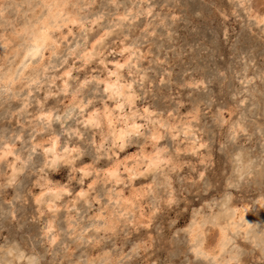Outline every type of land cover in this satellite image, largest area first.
<instances>
[{
    "label": "rangeland",
    "instance_id": "1",
    "mask_svg": "<svg viewBox=\"0 0 264 264\" xmlns=\"http://www.w3.org/2000/svg\"><path fill=\"white\" fill-rule=\"evenodd\" d=\"M263 16L0 0V264H264Z\"/></svg>",
    "mask_w": 264,
    "mask_h": 264
},
{
    "label": "bare ground",
    "instance_id": "2",
    "mask_svg": "<svg viewBox=\"0 0 264 264\" xmlns=\"http://www.w3.org/2000/svg\"><path fill=\"white\" fill-rule=\"evenodd\" d=\"M58 1V0H57ZM49 2V1H48ZM47 2V3H48ZM60 2V1H59ZM55 3V2H54ZM50 4H52V3H50ZM56 4V3H55ZM42 5V4H41ZM45 5V4H44ZM54 6V5H53ZM32 8V7H31ZM49 8V7H48ZM56 9V8H55ZM56 11V10H55ZM58 12V11H57ZM52 14H53V11L51 12ZM63 13V12H62ZM47 14V13H46ZM43 15V14H42ZM125 15V14H124ZM123 15V16H124ZM128 15V14H127ZM43 17V16H42ZM59 17V16H58ZM120 17V16H119ZM124 17H127V16H124ZM131 17V16H130ZM264 17V16H263ZM121 18H123V17H121ZM127 19H128V17H127ZM262 19V18H261ZM31 20H32V18H31ZM39 20V19H38ZM44 21V20H43ZM46 21V20H45ZM40 22V21H39ZM42 22V21H41ZM45 24V23H44ZM34 25V24H33ZM40 25H41V23H40ZM43 25V24H42ZM41 25V26H42ZM37 26H39L38 24H37ZM24 27V26H23ZM47 27H48V25H47ZM27 28V27H26ZM35 28V27H34ZM40 28V27H39ZM38 28V29H39ZM25 29V28H24ZM28 29V28H27ZM36 29V28H35ZM46 29H48V28H44L42 31H40V29H39V32H40V34H38V36L36 37V36H34V37H36V39H34V44H35V47H33V49L32 50H30L29 52L32 54V56H34V54H36V53H38V51H39V48L42 46V44H44L45 42H46V40H48V38H47V35H48V31L46 32ZM81 29V28H80ZM52 30V29H51ZM24 31V30H23ZM29 31V30H28ZM36 31V30H35ZM53 31V30H52ZM51 31V32H52ZM26 32V31H25ZM33 33H35V32H33ZM36 33H37V31H36ZM35 33V34H36ZM29 35V34H28ZM50 36V35H49ZM27 37V36H26ZM27 40V39H26ZM101 40V39H100ZM33 41V40H32ZM49 41H50V38H49ZM48 41V42H49ZM51 42V41H50ZM25 45V44H24ZM85 45V44H84ZM44 46V45H43ZM44 48V47H43ZM72 48H74V47H72ZM30 49V48H29ZM22 50V49H21ZM87 50V49H86ZM127 50V49H126ZM82 51V50H81ZM138 51V50H137ZM91 51L89 50V53H90ZM70 53V52H69ZM42 54V53H41ZM82 54V53H81ZM137 54H138V52H137ZM25 55H26V53H25ZM70 55H72V54H70ZM89 55V54H88ZM131 55V54H130ZM134 55V54H133ZM139 57V56H138ZM138 57H136V58H138ZM86 58V57H85ZM129 58V57H128ZM131 59V58H130ZM40 60V59H39ZM128 60V59H127ZM118 63V62H117ZM116 63V66L115 67H119V65ZM104 64V63H103ZM21 65V64H20ZM20 65H19V67H20ZM118 65V66H117ZM28 66V65H27ZM30 66V65H29ZM126 66V65H125ZM26 67V66H25ZM134 67V66H133ZM22 68V67H21ZM114 69V68H113ZM112 72V71H111ZM111 72H109V73H111ZM114 72V71H113ZM108 73V74H109ZM120 74V73H119ZM5 75V74H4ZM13 75V74H12ZM12 75H11V77H12ZM22 75V74H21ZM66 75H69V73H66ZM110 75V74H109ZM114 75H116V74H114ZM122 75V74H121ZM108 76V75H107ZM8 77V76H7ZM10 77V76H9ZM17 77V76H16ZM65 77V76H64ZM3 79V78H2ZM3 81V80H2ZM106 81V80H105ZM13 82V81H12ZM99 83H100V81H98ZM62 83H63V81H62ZM103 83H106L105 84V90H108V91H113V90H115L116 89V82H113V83H109V82H104L103 81ZM102 83V84H103ZM32 84V83H31ZM84 84V83H83ZM128 84H130V83H128ZM119 85V84H118ZM124 85H126V83L124 84ZM119 87V86H118ZM117 87V88H118ZM7 89V88H6ZM129 89V88H128ZM5 90V89H4ZM144 90V89H143ZM110 94V93H109ZM118 94V96H120V95H124V93H117ZM130 94V93H129ZM112 97V96H111ZM118 99V98H117ZM118 103V102H117ZM86 104V103H85ZM84 104V105H85ZM78 106V105H77ZM115 106V105H114ZM113 106V107H114ZM130 106V105H129ZM133 107V106H132ZM107 108V107H106ZM80 109V108H79ZM104 110H105V107L103 108ZM116 109V108H115ZM118 109V108H117ZM111 110V109H110ZM129 110H131V108L129 109ZM107 111V110H106ZM118 111V110H117ZM120 111V110H119ZM142 111H143V109H142ZM108 112V111H107ZM44 113V112H43ZM71 113V112H70ZM88 113H90V112H88ZM110 113V112H109ZM128 113V112H127ZM129 113H131V112H129ZM154 113H156V112H154ZM45 114V113H44ZM100 114V113H99ZM108 114V113H107ZM124 114V113H123ZM134 114V113H133ZM145 114V113H144ZM40 115V114H39ZM38 115V116H39ZM46 115V114H45ZM79 115V114H78ZM87 115V114H86ZM96 115H98V114H96ZM110 115V114H109ZM119 115V114H118ZM136 115V114H135ZM140 115H142V114H140ZM158 115H160V113H158ZM37 116V117H38ZM73 116V115H72ZM85 116V115H84ZM92 116V115H91ZM115 116V115H114ZM138 116V115H137ZM147 116H150L149 114L147 115ZM40 117V116H39ZM38 117V118H39ZM120 117V116H119ZM122 117V116H121ZM132 117H133V115H132ZM86 118V117H85ZM89 118V117H88ZM91 118V117H90ZM112 118V117H111ZM150 118V117H149ZM159 118V117H158ZM42 119V118H41ZM49 118H47V120H48ZM132 119V118H131ZM147 119V118H146ZM154 119V118H153ZM95 120V119H94ZM107 120V119H106ZM161 120V119H160ZM241 120V119H240ZM42 121H43V119H42ZM49 121V120H48ZM90 121V120H89ZM88 121V122H89ZM112 121V120H111ZM118 121V120H117ZM156 121V120H155ZM162 122H163V120H161ZM45 122H47V121H45ZM106 122V121H105ZM44 123V122H43ZM85 123V122H84ZM95 123H96V121H95ZM108 123H109V121H108ZM155 123V122H154ZM158 123V122H157ZM90 124V123H89ZM145 124V123H144ZM101 125V124H100ZM151 125V124H150ZM160 126H161V124H160ZM142 126H140V124L138 125L137 123H136V121H133L132 123H130V124H128L127 125V127H126V129H121V130H119L118 131V133L117 132H115L116 130H115V128H113V132L117 135V138L116 139H123L124 138V136H126L127 134H129V133H137L138 131H139V128H141ZM146 127V126H145ZM91 128V127H90ZM158 128H160L159 126H158ZM192 128V127H191ZM67 129H69L68 127H67ZM70 129H71V127H70ZM190 129V128H189ZM156 131V130H155ZM154 131V132H155ZM193 131V130H192ZM67 132V131H66ZM69 132V131H68ZM71 132H72V130H71ZM151 132V131H150ZM153 132V131H152ZM185 132V131H184ZM184 132H182V133H184ZM139 134V133H138ZM151 134H153V133H151ZM192 134V133H191ZM73 135V134H72ZM137 135V134H136ZM153 136V135H152ZM157 136V135H156ZM153 137H155V135L153 136ZM190 137V136H189ZM55 138V137H54ZM57 138V137H56ZM126 138V137H125ZM115 139V140H116ZM155 139V138H154ZM190 139H192V138H190ZM55 140V139H54ZM53 141V140H52ZM56 141V140H55ZM191 141V140H190ZM54 142V141H53ZM57 142V141H56ZM193 142V141H192ZM200 143V142H199ZM198 144V143H197ZM58 145V144H57ZM3 146H5V145H3ZM65 146V145H64ZM6 147V146H5ZM9 147V146H8ZM50 147V146H49ZM44 148H46V147H44ZM64 151H65V149H64ZM5 152V151H4ZM9 153V152H8ZM46 153H48V154H50L51 156V160H55L56 158H57V156H58V154H57V152H56V148H55V142H54V144L52 145V147H50L49 148V150L48 151H46ZM157 154V153H156ZM156 154H154V155H156ZM3 155H4V153H3ZM158 157L160 156L159 155V153H158V155H157ZM2 157V156H1ZM15 157V156H14ZM50 157H49V159H50ZM144 158H145V156H143ZM46 158H48V157H46ZM157 158V157H156ZM71 159V158H70ZM63 160V159H62ZM155 160V159H154ZM159 160H161V159H159ZM165 160V159H164ZM162 162H163V160H162ZM161 162V163H162ZM153 163V162H152ZM155 163V162H154ZM155 164H157V163H155ZM154 164V165H155ZM147 166V165H146ZM155 166H157V165H155ZM116 169V168H115ZM128 169V168H127ZM117 170V169H116ZM125 170V169H124ZM126 171V170H125ZM129 172V171H128ZM137 172V171H136ZM107 173V172H106ZM127 173V172H126ZM114 174H116V172L114 171H112L111 170V172H110V175H114ZM109 178H110V176H108ZM117 183V182H116ZM52 191V190H51ZM57 191V190H56ZM85 192V191H84ZM50 193V192H49ZM52 194V193H51ZM55 194V193H54ZM82 195V194H81ZM79 196H80V194H79ZM85 196V195H84ZM81 197V196H80ZM57 199V198H56ZM51 203V202H50ZM53 203V202H52ZM115 203V202H114ZM118 204V203H117ZM223 205V204H222ZM52 206V205H51ZM50 209V208H49ZM52 209V208H51ZM235 209V208H234ZM237 209V208H236ZM242 216V215H241ZM236 220V219H235ZM229 222V221H228ZM240 222V221H239ZM244 222V221H243ZM245 224V223H244ZM246 225V224H245ZM231 226V225H230ZM199 227V226H198ZM234 227V226H233ZM227 228V227H226ZM236 229V228H235ZM234 229V230H235ZM50 231V230H49ZM241 231V230H240ZM194 233V232H193ZM195 237V236H194ZM52 240V239H51ZM225 240V239H224ZM226 241H224V243H225ZM223 244V243H222ZM222 247V246H221ZM220 247V248H221ZM225 248V247H224ZM220 250V249H219ZM197 251V250H196ZM201 251V250H200ZM202 252V251H201ZM203 253H204V251H203ZM206 253V252H205ZM199 254H201V253H199ZM220 254V253H219ZM20 255V254H19ZM208 255V254H207ZM206 256V255H205ZM13 257V256H12Z\"/></svg>",
    "mask_w": 264,
    "mask_h": 264
}]
</instances>
